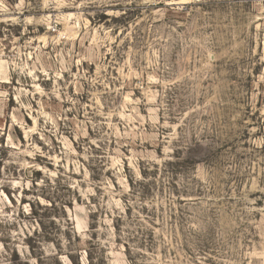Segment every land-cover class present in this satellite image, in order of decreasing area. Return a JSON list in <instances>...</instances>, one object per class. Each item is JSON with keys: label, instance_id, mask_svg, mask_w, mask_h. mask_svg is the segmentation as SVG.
<instances>
[{"label": "rangeland", "instance_id": "374dc122", "mask_svg": "<svg viewBox=\"0 0 264 264\" xmlns=\"http://www.w3.org/2000/svg\"><path fill=\"white\" fill-rule=\"evenodd\" d=\"M0 264H264V0H0Z\"/></svg>", "mask_w": 264, "mask_h": 264}]
</instances>
